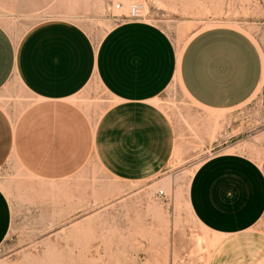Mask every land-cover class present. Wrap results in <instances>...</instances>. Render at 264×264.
Returning a JSON list of instances; mask_svg holds the SVG:
<instances>
[{
	"label": "rangeland",
	"instance_id": "obj_1",
	"mask_svg": "<svg viewBox=\"0 0 264 264\" xmlns=\"http://www.w3.org/2000/svg\"><path fill=\"white\" fill-rule=\"evenodd\" d=\"M88 1L55 0L30 11L0 8V26L19 38L41 22L64 21L97 43L115 24L111 14L126 13L137 0ZM108 1L122 9L112 11ZM143 1L145 22L167 34L178 63L194 33L225 26L246 34L264 65V0ZM176 79L154 103L171 122L175 148L168 165L150 179L119 180L97 162L92 134L113 102L96 81L76 96L80 102H71L73 146L52 153L56 162L35 169L34 154L21 156L25 162L9 156L0 167V189L11 211L0 264H264V214L247 232L221 238L200 225L187 202L193 172L214 154L244 155L264 174V75L246 103L226 110L197 105ZM32 101L16 80L0 92V107L13 124L24 120L22 113L32 122Z\"/></svg>",
	"mask_w": 264,
	"mask_h": 264
},
{
	"label": "crops",
	"instance_id": "obj_2",
	"mask_svg": "<svg viewBox=\"0 0 264 264\" xmlns=\"http://www.w3.org/2000/svg\"><path fill=\"white\" fill-rule=\"evenodd\" d=\"M53 3L0 0V8L30 11ZM263 66L255 43L225 26L194 33L179 63L170 38L149 22L115 23L97 43L82 28L64 21L41 22L19 38L0 26V92L16 80L37 102L32 122L22 113L24 120L19 117L13 124L10 112L0 107V167L11 154L21 162L26 161L21 156L34 154L35 169H47L48 160L56 162L50 159L52 153L73 146L71 102H80L76 96L96 81L113 102L92 134L97 162L119 180L150 179L168 165L175 148L171 122L153 102L175 77L197 105L226 110L253 96ZM187 202L194 218L212 234H243L264 214V174L244 155L214 154L193 172ZM10 222L9 201L0 189V244Z\"/></svg>",
	"mask_w": 264,
	"mask_h": 264
},
{
	"label": "built area",
	"instance_id": "obj_3",
	"mask_svg": "<svg viewBox=\"0 0 264 264\" xmlns=\"http://www.w3.org/2000/svg\"><path fill=\"white\" fill-rule=\"evenodd\" d=\"M112 11H120L122 9L121 3H112L111 4ZM146 7L145 2L143 0H137L131 2L128 5V9L126 13H121L119 15L111 14L115 23H142L145 22L146 18ZM160 196L164 195L162 191L159 193Z\"/></svg>",
	"mask_w": 264,
	"mask_h": 264
},
{
	"label": "bare ground",
	"instance_id": "obj_4",
	"mask_svg": "<svg viewBox=\"0 0 264 264\" xmlns=\"http://www.w3.org/2000/svg\"><path fill=\"white\" fill-rule=\"evenodd\" d=\"M123 1V0H122ZM125 1V0H124ZM123 3V2H122ZM115 4V3H114ZM127 6V5H126ZM156 100H154L153 102L155 103ZM232 150V149H231ZM229 152V151H228ZM189 174V173H188ZM165 184V183H164ZM167 185V184H166ZM165 187V186H164ZM176 190V189H175Z\"/></svg>",
	"mask_w": 264,
	"mask_h": 264
}]
</instances>
